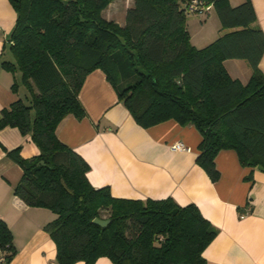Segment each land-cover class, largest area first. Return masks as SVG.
Wrapping results in <instances>:
<instances>
[{"label": "trees", "instance_id": "obj_1", "mask_svg": "<svg viewBox=\"0 0 264 264\" xmlns=\"http://www.w3.org/2000/svg\"><path fill=\"white\" fill-rule=\"evenodd\" d=\"M114 0H9L16 13L9 36L12 61L29 96L0 110V129L17 127L39 153L7 156L22 169L14 194L27 206L51 210L44 225L55 243V264H207L203 251L217 229L193 204L172 198L115 197L95 187L86 160L57 136L69 115L87 113L78 94L86 76L100 69L118 100L143 128L166 120L193 125L201 134L197 164L212 182L215 157L236 152L243 167L264 169V31L250 0H204L225 30L203 47L191 43L189 0H131L124 22L103 14ZM227 59L246 61V82L233 78ZM16 83L12 89L16 90ZM95 218L108 219L106 226ZM16 254L13 235L0 218V264Z\"/></svg>", "mask_w": 264, "mask_h": 264}, {"label": "crops", "instance_id": "obj_2", "mask_svg": "<svg viewBox=\"0 0 264 264\" xmlns=\"http://www.w3.org/2000/svg\"><path fill=\"white\" fill-rule=\"evenodd\" d=\"M227 1L237 6L245 0ZM250 1L256 16L253 25L264 31V0ZM211 8L200 12L203 16L187 19L191 43L196 47L207 45L225 31L214 19L213 27H207L213 18ZM15 19L9 0H0V110L29 96L20 72L1 66L3 60H13L9 36ZM192 26L197 30L192 31ZM224 64L233 78L243 83L248 80L251 69L246 61L227 59ZM259 68L264 71V56ZM78 97L86 117L67 116L57 136L86 160L93 186H108L115 197H170L181 206L193 203L218 231L203 251L207 264H264V170L243 167L234 150L223 149L215 157L219 179L212 182L196 162L201 141L198 130L172 119L148 128L139 126L100 69L86 76ZM175 141L183 142L187 149H171ZM16 147L24 158L39 153L30 136L17 127L0 129V218L9 227L16 248L9 264H55V243L44 230L55 214L47 208L27 206L14 194L22 169L6 151ZM95 264L112 263L101 257Z\"/></svg>", "mask_w": 264, "mask_h": 264}, {"label": "rangeland", "instance_id": "obj_3", "mask_svg": "<svg viewBox=\"0 0 264 264\" xmlns=\"http://www.w3.org/2000/svg\"><path fill=\"white\" fill-rule=\"evenodd\" d=\"M131 3V0H114L112 3H110L108 5V7L103 10V14L110 19H114L117 22L123 23L124 22V17H125V11H126V7L129 6V4ZM211 11L210 14L213 17L212 19L209 20V23L207 25L208 28H212V21L214 19V23L215 25H217L218 23H220L216 9L211 6ZM203 16V14H201L200 12H194L191 14L187 15V19L191 16ZM197 24V23H196ZM196 26V25H195ZM195 26L191 27V30L196 31L197 28ZM196 37V35H195ZM213 41V40H212ZM207 44V43H206ZM248 65V64H247ZM250 68V67H249Z\"/></svg>", "mask_w": 264, "mask_h": 264}, {"label": "built area", "instance_id": "obj_4", "mask_svg": "<svg viewBox=\"0 0 264 264\" xmlns=\"http://www.w3.org/2000/svg\"><path fill=\"white\" fill-rule=\"evenodd\" d=\"M211 8L209 3H206L204 0H189L186 5V10L188 13L194 12H208ZM173 150H185L187 149L186 145L181 141H175L171 145Z\"/></svg>", "mask_w": 264, "mask_h": 264}, {"label": "water", "instance_id": "obj_5", "mask_svg": "<svg viewBox=\"0 0 264 264\" xmlns=\"http://www.w3.org/2000/svg\"><path fill=\"white\" fill-rule=\"evenodd\" d=\"M257 169H259V170H264V169H262V167H261L260 165L257 166ZM93 222H94L95 224H98V225L104 227V226H106V225L108 224L109 220H108V219H99V218H95V219L93 220Z\"/></svg>", "mask_w": 264, "mask_h": 264}]
</instances>
